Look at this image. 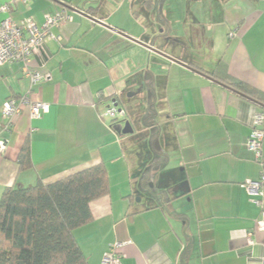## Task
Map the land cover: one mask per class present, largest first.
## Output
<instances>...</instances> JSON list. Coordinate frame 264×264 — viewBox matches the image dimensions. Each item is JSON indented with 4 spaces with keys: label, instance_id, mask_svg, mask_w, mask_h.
<instances>
[{
    "label": "crops",
    "instance_id": "0c3cea01",
    "mask_svg": "<svg viewBox=\"0 0 264 264\" xmlns=\"http://www.w3.org/2000/svg\"><path fill=\"white\" fill-rule=\"evenodd\" d=\"M2 5L11 11L0 21L42 26L63 10L71 20L53 28L54 37L32 58L30 67L46 77L39 85L32 87L21 63L0 65V123L9 98L29 95L50 105L41 119H32L25 107L4 133L0 197L10 187L52 184L104 164L110 194L92 202L94 220L74 231L88 264H104L116 243H125L122 264H263L264 231L256 230L262 210L243 185L259 181L264 171V142L261 161L247 146L254 116L264 108L190 65L228 74L264 94V0H0ZM145 72L167 106V130L153 141L169 155L161 165L173 172L166 185L159 169L146 179L144 154L134 165L127 139L103 117L114 101L126 110L122 91ZM133 116L127 110L123 120ZM26 141L33 166L21 171ZM260 201L264 205V188Z\"/></svg>",
    "mask_w": 264,
    "mask_h": 264
},
{
    "label": "trees",
    "instance_id": "16d2710c",
    "mask_svg": "<svg viewBox=\"0 0 264 264\" xmlns=\"http://www.w3.org/2000/svg\"><path fill=\"white\" fill-rule=\"evenodd\" d=\"M64 5L72 8L70 3ZM190 67L264 107L262 92L228 74L221 77L193 65ZM122 121L112 120L111 125ZM139 125L149 128L146 119L144 125ZM18 163L21 171L30 170L33 166L28 141L22 147ZM163 169L159 170V178L166 185L167 177L173 172ZM154 170H158V167ZM109 194L110 179L104 164L52 184L39 181L28 188L6 189L0 197V264H88L74 231L94 220L92 202Z\"/></svg>",
    "mask_w": 264,
    "mask_h": 264
},
{
    "label": "built area",
    "instance_id": "2783aa9c",
    "mask_svg": "<svg viewBox=\"0 0 264 264\" xmlns=\"http://www.w3.org/2000/svg\"><path fill=\"white\" fill-rule=\"evenodd\" d=\"M11 11L9 5L0 6V15L9 14ZM71 16L67 11H59L54 15L48 16L42 26H38L31 20L21 24L14 22L10 17L0 21V65L4 64H22V70L26 78L30 79L32 87H35L45 80V76L30 67V63L35 52L43 45L45 39L54 36L51 30L61 27L65 22L70 21ZM30 109L32 119H41L50 111V105L42 102H34L29 95L20 98L7 99L2 108L3 122L0 123V155L5 153L7 139L4 133H9L13 126V120L19 116L23 109ZM104 118L109 120H118L125 117L123 110L119 108L116 101L112 102L103 114ZM264 142V112H258L254 116L251 133L249 135L247 146L255 154L258 161L262 160ZM251 197L252 203L259 206L262 210L261 219L257 224V231H264V205L260 201L264 188V171L261 179L257 182H249L243 185ZM249 245H254L253 234L248 235ZM125 243H116L110 247L104 255V264H122L123 253L120 249ZM264 264V261H263Z\"/></svg>",
    "mask_w": 264,
    "mask_h": 264
},
{
    "label": "rangeland",
    "instance_id": "374dc122",
    "mask_svg": "<svg viewBox=\"0 0 264 264\" xmlns=\"http://www.w3.org/2000/svg\"><path fill=\"white\" fill-rule=\"evenodd\" d=\"M175 2L183 4L185 0H175ZM158 39H163L166 41L169 40L168 35H158ZM194 54L196 55L195 52ZM197 55L198 57L201 56L199 53H197ZM122 96L125 99L126 104V110H122H124L123 112L125 114L127 113V110L129 112L131 111L133 114H136L132 117V119L134 120V123L137 124V128L139 130L138 133L129 136H123L125 139H127L126 143L129 151H132V157L130 159H132L134 164V161L139 160V155L141 153L144 154L142 161L149 172L146 174V179H149L150 170H154L155 167H158V169L161 170V165L166 162V157L169 156L165 148L159 149L156 144L157 142L155 144L153 143V141L157 140L159 133L167 130L166 102L164 100V96H161V94L156 91L155 83L153 81L149 82L148 73L146 72L138 75L137 77L129 79L126 83L125 89L122 91ZM123 118L118 120L122 121ZM138 118L142 120L143 125L144 120L146 119V123L149 125V128L143 127V130L140 129L137 122ZM147 141H149V144H146ZM148 148L151 150V153L147 152ZM154 149H156L158 152L156 153ZM133 152L136 154L133 155ZM171 158L172 157H170L169 166H171L173 163Z\"/></svg>",
    "mask_w": 264,
    "mask_h": 264
},
{
    "label": "water",
    "instance_id": "95a60500",
    "mask_svg": "<svg viewBox=\"0 0 264 264\" xmlns=\"http://www.w3.org/2000/svg\"><path fill=\"white\" fill-rule=\"evenodd\" d=\"M136 42H139V41H136ZM140 43V42H139ZM150 49H153L150 47ZM155 50V49H154ZM169 59L177 62V63H180L184 66H187L185 63H183L182 61L178 60V59H174V58H170ZM264 108V107H263ZM122 111V110H121ZM114 129L121 135V136H127V135H132L134 134V128L132 126V124L130 123V121H127L125 123V126L123 127V125L121 124H117L114 126Z\"/></svg>",
    "mask_w": 264,
    "mask_h": 264
},
{
    "label": "flooded vegetation",
    "instance_id": "af4514ba",
    "mask_svg": "<svg viewBox=\"0 0 264 264\" xmlns=\"http://www.w3.org/2000/svg\"><path fill=\"white\" fill-rule=\"evenodd\" d=\"M134 115H136V114H134ZM127 121H130V123L132 124V126H133V128H134V134H135V133H138L139 130H138V128H137V124H134L132 117H129V118H127V119H124V121L120 122L119 124L123 125V127H124V126H125V123H126ZM132 122H133V123H132ZM137 122H138V124H139V123L142 124V120L139 119V118L137 119ZM139 127H140V129L143 128V126H140V125H139ZM142 130H143V129H142ZM128 136H129V135H128Z\"/></svg>",
    "mask_w": 264,
    "mask_h": 264
}]
</instances>
